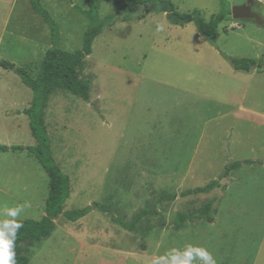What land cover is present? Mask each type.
<instances>
[{"label":"rangeland","instance_id":"rangeland-1","mask_svg":"<svg viewBox=\"0 0 264 264\" xmlns=\"http://www.w3.org/2000/svg\"><path fill=\"white\" fill-rule=\"evenodd\" d=\"M40 1L59 28L56 49L79 50L88 22L73 5L86 10L91 0ZM97 1L105 24L78 68L91 83L89 103L55 90L43 122L53 159L71 183L63 211L92 203L108 210L75 223L59 216L47 240L16 245V254L29 264H151L194 244L216 264H264V67L235 71L226 59L264 60V26L231 15L248 0H168L177 13L197 12L205 23L224 9L214 46L192 22L170 24L160 6L116 13L128 0ZM251 9L264 20V0H253ZM50 46L49 29L28 0H0V61L35 78ZM32 98L16 74L0 68V146H37L23 113ZM246 161L220 182L225 191L179 196ZM47 192L33 155L0 152V213L28 202L19 219L38 221ZM212 198L213 223L174 228ZM142 209L154 213L131 230Z\"/></svg>","mask_w":264,"mask_h":264},{"label":"trees","instance_id":"trees-1","mask_svg":"<svg viewBox=\"0 0 264 264\" xmlns=\"http://www.w3.org/2000/svg\"><path fill=\"white\" fill-rule=\"evenodd\" d=\"M28 1L33 13L38 15L47 25L50 32L51 46L42 57L35 78L30 77L23 69L7 61L1 60L0 68L16 74L21 82L29 88L33 94L30 108L24 110L23 113L29 119L31 134L36 140L37 146L34 148L0 146V152L27 151L29 154L33 155L48 177V192L45 200L44 215L38 221L21 220L23 227L17 232L15 246L21 245L26 241H33L40 244L47 240L54 232V221L59 216H62L68 222L75 223L94 210L103 213H106L108 210L107 205L92 203L90 206L74 212L63 211V205L69 198L71 192V183L68 176L61 171L53 159L47 130L43 122V112L46 107L47 99L55 90L69 93L89 103L91 83L79 77L78 68L82 66L85 59L91 55L92 43L95 38L100 35L105 24V20L101 21L98 18V1L91 0L86 10L81 9L77 5H73L74 11L80 17L86 19L88 25L82 36L81 48L71 54L63 53L56 49L59 28L51 18L49 12L41 5V1ZM64 1L69 4L72 2V0ZM148 6H160L162 12L166 15L167 21L172 25L179 26L192 22L197 32L212 46L215 44L217 26L223 21L225 16V10L221 9L217 15L212 17L210 22L205 23L197 12H193L192 14L177 13L174 10V6L168 0H128L125 4L117 6L115 11L116 13H133L140 7ZM106 19L113 21L114 17L113 15H109ZM226 59L235 71L249 73L254 69H262L264 67L263 59L232 57H226ZM95 110L97 109L95 108ZM243 165H250V162L246 161L244 164L240 162L229 163L224 167L222 174L219 175L216 180L210 181L204 186L186 189L182 191L179 196L184 198L189 195L207 194L214 190L225 191V186H222L220 182L226 179L230 173L238 171ZM216 200V198H212L195 212L178 219L173 224L174 228L180 230L188 224L198 221H205L209 224L213 223L214 217L212 216V212ZM152 213H154V211L142 209L134 217L129 228L133 230L141 219ZM29 263L30 261L27 256L16 254V264Z\"/></svg>","mask_w":264,"mask_h":264},{"label":"clouds","instance_id":"clouds-1","mask_svg":"<svg viewBox=\"0 0 264 264\" xmlns=\"http://www.w3.org/2000/svg\"><path fill=\"white\" fill-rule=\"evenodd\" d=\"M28 202L15 207L4 208L0 215V264H16L15 241L17 232L23 227L19 219ZM151 264H216V260L207 248L186 244L183 248L173 247L163 255L155 256Z\"/></svg>","mask_w":264,"mask_h":264},{"label":"water","instance_id":"water-1","mask_svg":"<svg viewBox=\"0 0 264 264\" xmlns=\"http://www.w3.org/2000/svg\"><path fill=\"white\" fill-rule=\"evenodd\" d=\"M253 0H248L245 4L234 6L231 9V15L236 20H253L257 25L264 26V20L252 12Z\"/></svg>","mask_w":264,"mask_h":264}]
</instances>
